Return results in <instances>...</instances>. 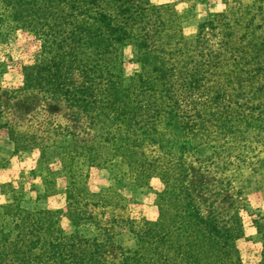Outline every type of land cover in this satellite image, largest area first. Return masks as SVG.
<instances>
[{"label":"trees","instance_id":"1","mask_svg":"<svg viewBox=\"0 0 264 264\" xmlns=\"http://www.w3.org/2000/svg\"><path fill=\"white\" fill-rule=\"evenodd\" d=\"M169 7L149 0H0V21L30 26L39 40L47 41L41 43L45 51L32 64L22 66V87L10 91L14 95L26 90L60 94L93 123L92 138L99 146L130 138L134 144L124 141L125 151L130 153L133 146L141 154L147 149L154 151L159 142L155 135L165 120L188 124L194 136L190 140L196 138L197 124L193 120L203 115L198 107L204 100L210 107L220 108L221 118L228 123L223 132L227 137L224 144H211L218 160L204 163V170L218 169L221 163L224 170L234 150L236 155L251 158L250 169L256 162L264 163L260 157L252 161L255 153L251 151L257 132L264 131V26H256L259 33L248 50L232 49L221 41L223 51L228 48L239 53L228 58L239 66L238 71L225 74L220 92L212 89L215 79H211V85L195 100L192 94L203 78L202 65L199 62L193 66L187 61L190 39L175 34L176 16ZM213 17L221 22L226 15L217 12ZM212 26V20L202 22L196 36L201 45L205 42L201 31L211 30ZM127 45L133 47L140 68L124 82L122 50ZM201 55L204 54L200 51ZM191 103L194 107L189 106ZM0 128L14 138L7 122ZM71 135V147L87 137ZM13 142L16 143L14 139ZM160 156L154 155L150 161L155 162ZM175 196L178 200L182 196L189 199L192 214L187 227L180 224L161 230L167 208L159 197L157 219L143 221L132 229L134 248L116 247L114 255L109 251L113 245L111 233L99 221L94 222L97 236L86 238L50 226L48 212L32 214L8 203L0 205V264H241L234 243L242 235L237 208L229 213L208 207V212L199 213L184 185L177 187ZM67 199L66 216L72 220L75 213L70 191ZM88 217L83 213L81 218ZM10 223L12 228L6 233L5 226ZM253 264H264V236L260 258Z\"/></svg>","mask_w":264,"mask_h":264},{"label":"rangeland","instance_id":"2","mask_svg":"<svg viewBox=\"0 0 264 264\" xmlns=\"http://www.w3.org/2000/svg\"><path fill=\"white\" fill-rule=\"evenodd\" d=\"M149 1L170 6L176 16L175 34L190 39L187 61L193 66L201 62L203 78L192 94L195 100L211 85V79H215L212 89L220 92L225 74L238 71L239 66L228 58L239 53L228 48L223 51L221 41L232 49L248 50L259 33L256 26H264V0ZM217 12H223L226 18L216 21L213 14ZM207 20H212L214 27L201 31L205 40L201 45L196 36L202 22ZM38 38L30 26L0 21V125L7 122L14 135L10 138L7 130L0 128V205L8 203L32 214L48 212L50 226L86 238L97 236L94 222L99 221L111 233L113 245L109 251L114 255L116 247L134 248L132 229H137L143 221L157 219L161 209L159 197L167 208L161 230L180 224L187 227L192 214L189 199L182 196L178 200L175 196L177 187L184 185L199 213L208 212V207L229 213L237 208L242 235L234 243L240 262L256 263L264 236V163L256 162L257 157L264 158V131H258L256 142L251 143V151L255 153L252 161L256 162L252 169L248 168L251 158L236 155L234 150L228 158L231 164H225L224 170L219 162L220 168L204 170V163L218 160L211 144H224L227 137L223 132L228 123L221 118L220 108L210 107L201 98L203 105L198 111L203 115L193 120L197 124L193 140L188 124L171 119L165 120L155 135L159 142L154 151L147 149L141 154L132 146V151L126 152L123 142L133 145L130 138L99 146L92 138L93 123H89L79 108L69 106L60 94L26 90L14 95L10 91L23 85L22 66L32 64L45 51L41 43L47 41ZM200 51L204 55L200 56ZM122 61L121 74L127 82L140 68L131 45L123 48ZM147 68L151 70V60ZM193 104L189 106L194 107ZM88 110L86 113L91 116ZM76 133L87 137L71 147V134ZM158 154L159 159L150 161ZM181 170L184 171L176 174ZM69 191L75 213L72 220L67 218L65 210ZM81 211L89 217L81 218ZM11 228V223L6 225V233ZM208 256L209 253L207 259Z\"/></svg>","mask_w":264,"mask_h":264}]
</instances>
